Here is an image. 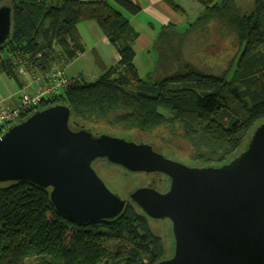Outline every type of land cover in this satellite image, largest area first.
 Returning <instances> with one entry per match:
<instances>
[{"label": "trees", "instance_id": "1", "mask_svg": "<svg viewBox=\"0 0 264 264\" xmlns=\"http://www.w3.org/2000/svg\"><path fill=\"white\" fill-rule=\"evenodd\" d=\"M109 1L133 15L140 11L130 0H64L56 5L0 0V6L8 4L13 9L11 37L0 47V72L20 83L17 63L27 62L35 73L46 76L60 58L57 47L67 62L73 61L85 50L78 25L96 22L117 48L118 64L95 81L75 79L59 95L43 100L37 110L68 105L72 126L95 132L104 126V132L113 136L135 134L138 137H126L191 166L219 167L245 150L256 127L264 122V0H253L248 8L236 0H196L204 10L187 30L178 33L170 25L159 34L157 42L167 47L165 62L175 63L178 70L154 83L142 80L135 66L139 33ZM165 1L186 14L174 0ZM228 45L241 50L231 78L228 74L235 60L218 74L203 72L188 58L192 50L202 49L203 58L213 65L218 51ZM180 151L188 157L175 156ZM100 163L111 165L98 161L97 170ZM151 221L128 201L121 217L81 225L56 211L49 189L26 181L3 183L0 264H27L25 258L33 255L51 258L36 264H101L103 257L111 258L108 264H156L173 256V236L169 221L156 220L168 228V239L153 232ZM112 241L118 242L114 251L104 246Z\"/></svg>", "mask_w": 264, "mask_h": 264}, {"label": "water", "instance_id": "2", "mask_svg": "<svg viewBox=\"0 0 264 264\" xmlns=\"http://www.w3.org/2000/svg\"><path fill=\"white\" fill-rule=\"evenodd\" d=\"M12 15L10 5L0 6V47L11 37ZM71 118V107L58 104L3 131L0 184L49 189L59 214L88 225L115 220L128 205L107 187L98 161L166 178L165 191L152 181L128 197L147 217L170 223L173 256L156 264H264V122L228 163L199 167L148 143L72 126Z\"/></svg>", "mask_w": 264, "mask_h": 264}, {"label": "rangeland", "instance_id": "3", "mask_svg": "<svg viewBox=\"0 0 264 264\" xmlns=\"http://www.w3.org/2000/svg\"><path fill=\"white\" fill-rule=\"evenodd\" d=\"M178 4H180V6H182L186 11H187V16H188V22H193L196 18H198V16L201 14V12L203 11V7L199 4H195L196 6H194L193 4V0H175ZM253 0H236V2L241 5L242 7L245 6L248 8V6H251L253 4L252 2ZM111 4L120 12H125L123 10V8H121L120 6H118L116 3L111 1ZM186 16V18H187ZM135 27H141L139 32L141 33V35L143 36V40L140 42L139 47L137 48V52H138V57L135 60V66L138 69L139 75L141 77L142 80H144L145 82H149V83H154L156 81H160L162 79H164L166 76L174 73L175 71L178 70V66L175 65V63L170 62V63H166L164 58H163V52H165V50L167 49V47L165 46V44L162 41H158V42H152V41H148L147 36L150 35V32H146L147 29L142 28L143 25L139 24L135 25ZM183 28H181L180 30H178V33H181V30ZM183 31V30H182ZM171 32V31H169ZM152 45H154L152 47ZM165 47V48H164ZM99 51L102 53L103 55V60L104 62H106L107 64H110L109 66H111L112 62H113V57L112 55L105 51L104 47H101V49H99ZM193 53H190L188 58L191 59V61H195L198 63V67L201 70H205L203 72L205 73H218L221 74L224 70L229 69V65L231 63L232 60H235V66L233 68H231V70L229 71L228 74V78H231L233 76V72L236 69V64L238 62V59L240 57V52L241 50L238 49L236 46H230L228 45L227 47L225 46L222 50L218 51V56L216 57V59L214 61L217 62H213V65L210 64L209 60L204 59L203 55L206 53L204 51L195 49L192 50ZM90 58H92L91 56H88ZM231 60V61H230ZM222 61V62H221ZM230 61V62H229ZM101 68H100V67ZM98 67H96V71L94 73H92L91 75H86L84 78H82L81 76H78L76 78L73 79H83L84 81L87 82H91V81H95L98 78H100L105 71H102L103 66L99 65ZM77 67L74 66V69H76ZM108 70V69H107ZM69 73H71L70 70H68ZM21 76V75H20ZM71 76V75H70ZM14 85V83H13ZM6 87H10L9 84L6 85ZM26 92H31V91H27V89H25ZM21 97L20 92H19V98ZM159 112L161 114L166 113L165 110L160 109ZM168 114V112H167ZM169 115V114H168ZM105 127H99L96 131L97 133H105L104 130ZM108 131V130H107ZM133 136V137H138L135 134L132 133H127L125 134H118L117 136L120 138H124L126 140H129L128 137L126 136ZM145 143V142H144ZM187 152H181L180 153H176L175 156H182L183 158L188 157ZM103 163H100L99 165L97 164V166H99L101 169H98V172L100 173L101 178L105 181L107 187L114 192L116 195H118L121 198H125L127 199L129 197V193L131 190H133V185L136 184L138 185V183L140 181H146L147 178L143 177L142 179L134 174H131L129 172H126L124 169L119 168V167H115V173L116 175H113V165H102ZM189 166H191L190 163H185ZM112 166V169L110 168ZM103 167V169H102ZM97 169V168H96ZM111 171V172H109ZM151 182L154 181V184L157 186V189H161L163 191L166 190V185L161 181V178L159 177H151ZM128 182H133L134 184H130ZM150 182V181H149ZM148 182V183H149ZM147 183V185H148ZM129 185V186H128ZM129 187V189H131L130 191H126V189ZM160 190V191H161ZM126 191V192H125ZM154 220V219H152ZM151 228L153 230V232H158V226L156 224V220L151 221ZM161 224V223H159ZM163 224V223H162ZM117 241H112V242H108L107 244L105 243L104 246L108 247L111 251H114L115 249V245L117 244ZM127 249L130 248L129 244L126 242L125 243ZM26 259V263L27 264H36L39 263L43 260H50V257L47 256H28ZM101 264H108L111 263L112 260L111 258H107V257H103L101 259Z\"/></svg>", "mask_w": 264, "mask_h": 264}, {"label": "crops", "instance_id": "4", "mask_svg": "<svg viewBox=\"0 0 264 264\" xmlns=\"http://www.w3.org/2000/svg\"><path fill=\"white\" fill-rule=\"evenodd\" d=\"M42 1L56 5L63 2L64 0H42ZM81 1H88V0H81ZM130 1L138 5L140 7V11L136 15H133L123 9L125 12H121V13L129 20L131 26L140 35L135 43V51H136L135 60L138 57L137 48L139 47L140 42L143 40L142 39L143 36L139 32L141 27L138 28L135 27L136 23L137 25L142 24L143 25L142 28L147 29L146 31L147 33L150 32V35L147 36V38L148 41H152L153 43L157 42L159 34L163 31V28L167 26L171 25L176 27L177 32L181 28H183L182 29L183 31L181 30V32H184L188 28L187 26L190 22H188V16L186 15L187 11L186 14H180L176 12L166 3L165 0H130ZM109 2L111 4V1ZM192 2L194 6H196L195 4H199L204 8V6L200 2L196 0H193ZM78 31L81 36L82 42L84 44V48H85L84 52L79 53L77 58H75L73 61L67 62L66 56L57 47V52L59 53L60 58L51 68L52 70L54 68H60L64 71L65 75L69 79H73L78 76L84 78L86 75H91L96 71L95 68L98 67L99 65L103 66L102 71H106L107 69H110L111 67L118 64V62L121 59L120 54L117 48H115V46H113L110 43L109 39L105 36L98 23L96 22L81 23L78 25ZM153 46L154 45H152V47ZM101 47H104L105 51L109 52L112 55L113 62L111 66H109L110 64L104 62L103 55L99 51ZM88 56H91L92 58ZM74 66H76L77 68L74 69ZM68 70H70L71 73H69ZM20 75H21L20 76L21 82L18 83L16 80L10 79L4 73L0 72V100L3 101L5 106H10V107L16 106L19 102V92L21 90L27 89L28 91L33 92L37 86L44 83L42 79L43 76L39 72L37 73L34 72V75L33 74L32 75L20 74ZM39 78L41 79L38 80ZM7 84H9L10 87H6Z\"/></svg>", "mask_w": 264, "mask_h": 264}, {"label": "built area", "instance_id": "5", "mask_svg": "<svg viewBox=\"0 0 264 264\" xmlns=\"http://www.w3.org/2000/svg\"><path fill=\"white\" fill-rule=\"evenodd\" d=\"M17 65H19V74L34 75L35 67L31 63L24 62ZM42 79L44 83L37 86L33 92L20 91L21 97L16 106H5L0 100V129L5 131L8 127L20 122L24 115L31 111L35 112L43 100L59 95L71 83L76 82L75 79H69L60 68L51 69Z\"/></svg>", "mask_w": 264, "mask_h": 264}, {"label": "flooded vegetation", "instance_id": "6", "mask_svg": "<svg viewBox=\"0 0 264 264\" xmlns=\"http://www.w3.org/2000/svg\"><path fill=\"white\" fill-rule=\"evenodd\" d=\"M145 178H147V180H146V182H139V184H143V183H145V185H147V183L149 182V183H151V177L150 176H144ZM141 178V177H140ZM161 181L166 185V187L168 186V181H167V179L166 178H162L161 179ZM148 183V184H149ZM144 185V186H145ZM137 187H140V185H137L136 187H134L133 188V190L135 189V188H137ZM131 189H129V187L126 189V191H130ZM133 190H131V191H133ZM161 190V189H160ZM125 191V192H126ZM130 191V192H131ZM123 199H125V198H123ZM127 201H129V198H127L126 199ZM157 225H159L158 226V232L160 233V234H163V236H164V238H166V239H168V237H169V231H168V228L166 227V225H164V224H158V223H156Z\"/></svg>", "mask_w": 264, "mask_h": 264}]
</instances>
